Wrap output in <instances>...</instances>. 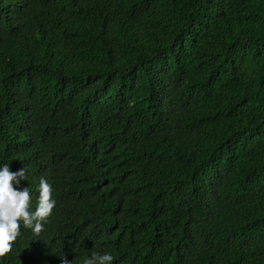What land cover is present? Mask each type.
Listing matches in <instances>:
<instances>
[{
    "label": "trees",
    "instance_id": "1",
    "mask_svg": "<svg viewBox=\"0 0 264 264\" xmlns=\"http://www.w3.org/2000/svg\"><path fill=\"white\" fill-rule=\"evenodd\" d=\"M4 165L0 264H264V0H0Z\"/></svg>",
    "mask_w": 264,
    "mask_h": 264
},
{
    "label": "clouds",
    "instance_id": "2",
    "mask_svg": "<svg viewBox=\"0 0 264 264\" xmlns=\"http://www.w3.org/2000/svg\"><path fill=\"white\" fill-rule=\"evenodd\" d=\"M27 180V169L17 172L8 165L0 168V258L11 253L13 245L21 235V225L32 229L35 235L43 231V224L52 215L56 201L52 198V186L44 177L39 180L36 208L32 210V197L28 187L18 190L20 181ZM62 264H73L61 257ZM110 253L93 252L83 264H112Z\"/></svg>",
    "mask_w": 264,
    "mask_h": 264
}]
</instances>
